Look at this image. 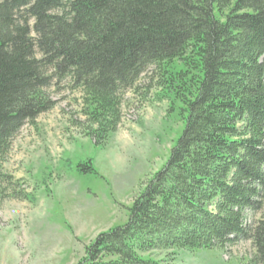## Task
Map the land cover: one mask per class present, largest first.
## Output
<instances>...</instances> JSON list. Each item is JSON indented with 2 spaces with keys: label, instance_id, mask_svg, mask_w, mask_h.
<instances>
[{
  "label": "trees",
  "instance_id": "16d2710c",
  "mask_svg": "<svg viewBox=\"0 0 264 264\" xmlns=\"http://www.w3.org/2000/svg\"><path fill=\"white\" fill-rule=\"evenodd\" d=\"M151 68L182 134L128 222L78 264H162L142 253L242 241L246 264H264V0H0V160L67 81L91 137L107 139Z\"/></svg>",
  "mask_w": 264,
  "mask_h": 264
},
{
  "label": "rangeland",
  "instance_id": "374dc122",
  "mask_svg": "<svg viewBox=\"0 0 264 264\" xmlns=\"http://www.w3.org/2000/svg\"><path fill=\"white\" fill-rule=\"evenodd\" d=\"M154 70L122 93L121 123L100 142L83 116V93L69 81L50 88L56 106L26 124L0 160V264H78L98 235L128 222L129 208L184 128L152 87ZM254 253L242 241L224 250L142 256L162 264H246Z\"/></svg>",
  "mask_w": 264,
  "mask_h": 264
}]
</instances>
